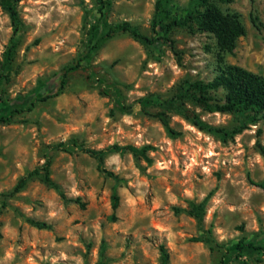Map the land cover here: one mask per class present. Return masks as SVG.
<instances>
[{
  "label": "rangeland",
  "instance_id": "1",
  "mask_svg": "<svg viewBox=\"0 0 264 264\" xmlns=\"http://www.w3.org/2000/svg\"><path fill=\"white\" fill-rule=\"evenodd\" d=\"M102 1L21 0L16 32L0 6V114L17 111L0 123V264H161L160 246L168 264H264L232 250L264 247V119L208 112L190 87L227 65L264 76V0L216 3L245 31L231 50L173 24L197 0Z\"/></svg>",
  "mask_w": 264,
  "mask_h": 264
},
{
  "label": "trees",
  "instance_id": "2",
  "mask_svg": "<svg viewBox=\"0 0 264 264\" xmlns=\"http://www.w3.org/2000/svg\"><path fill=\"white\" fill-rule=\"evenodd\" d=\"M21 0H0V6L5 11L12 25L14 26V32L18 30V10L17 4ZM101 4H105L102 0H98ZM236 0H197L199 9L188 13L183 19L178 18V21H174L175 25H183L188 22L194 23L196 30L202 33L212 34L218 46L223 50H231L236 38L243 36L245 31L240 24L236 15H230L223 13L216 3L231 4ZM168 1H166L167 3ZM156 11L164 13L165 8L162 0H157ZM182 20V21H181ZM121 31L128 32L134 39L153 43V39L138 33L135 29L130 28L127 24L119 27ZM112 32V31H108ZM102 33L99 37L93 36V45L90 47L91 51L97 48V45L101 40H104L109 36V33ZM15 44L12 43L5 53V68L9 67L14 54ZM90 54V53H88ZM88 57V55L86 56ZM74 67H68L61 78V87L64 86L68 74L74 71ZM198 93L199 97L197 102L202 105L203 109L208 112H220V113H236L243 117L249 118L255 122L259 119H264V76L251 73L240 67L227 65L222 68L219 73L208 83L196 82L190 85ZM222 92L220 97L217 96L218 92ZM215 94V95H211ZM32 106V105H31ZM17 111H10L6 115L0 114V123H7L11 115ZM159 121L162 123L167 132L174 136L175 133L168 126L162 115H158ZM150 147L136 148L134 146H126L123 149L132 154L134 157H142L147 159L145 152ZM119 150V149H117ZM93 156L101 164L103 161V155L101 152L86 151ZM45 181L50 183L48 177L47 167H44ZM25 179L20 180L14 190H18L25 185ZM119 205V195L114 187L111 194V208L114 213ZM189 214L197 221L201 222V205H195L191 203ZM28 222L38 229H48L49 226L44 222L35 221L29 219ZM245 249H253L264 252V247L254 246L252 243L238 242L232 247L233 251L242 252ZM161 264H168L169 254L163 247H159ZM222 264H227V261H223Z\"/></svg>",
  "mask_w": 264,
  "mask_h": 264
}]
</instances>
